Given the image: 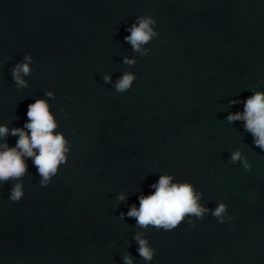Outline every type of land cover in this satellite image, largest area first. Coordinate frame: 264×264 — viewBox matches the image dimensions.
Masks as SVG:
<instances>
[{
	"label": "clouds",
	"instance_id": "9594fccd",
	"mask_svg": "<svg viewBox=\"0 0 264 264\" xmlns=\"http://www.w3.org/2000/svg\"><path fill=\"white\" fill-rule=\"evenodd\" d=\"M157 21L152 16H141L136 23L127 29L130 35L125 37V41L131 44L133 50L141 55H147L148 49L144 45L149 44L152 39L158 36L154 26ZM31 56H26L24 63L17 64L12 69V77L17 87H27V82L22 75H30L29 64ZM135 59L124 58L127 65H135ZM136 76L131 72H125L114 84L116 92L128 91ZM105 83H112L109 75L104 76ZM49 97H53L52 92H48ZM238 101H232L237 103ZM27 122L23 128L11 129V135L18 139L14 147L8 143H0V184L9 181H17L10 190L9 199L19 201L24 196L23 177L28 172L26 159H31L39 176L40 184L46 187L54 176L57 175L59 167L67 162L69 144L63 133L57 132L58 124L49 110L46 100L37 99L28 105ZM229 123L242 120L244 129L250 132L254 138V143L261 150H264V92L256 91L252 96L244 101V111L242 113L229 114ZM27 130V131H26ZM7 126H0V138L9 135ZM242 162L245 170H249L251 165L247 162L240 151H235L231 155V162ZM171 175H161L158 181L151 185L155 191L151 194L139 196V207L132 205L127 212L128 217H133L139 227L147 229L149 226L156 229L171 231L177 228L182 222L187 220L189 225L195 217L202 220L209 211L213 217L221 224L233 219L227 214V205L219 203L214 210H210L200 203L201 193L194 189L189 182H172ZM123 201L126 196L121 194L118 197ZM124 213H121L123 216ZM138 242L139 255L145 261H151L154 250L149 246L148 240L142 238V234L137 233L134 237ZM124 264H132L129 255L124 256Z\"/></svg>",
	"mask_w": 264,
	"mask_h": 264
}]
</instances>
